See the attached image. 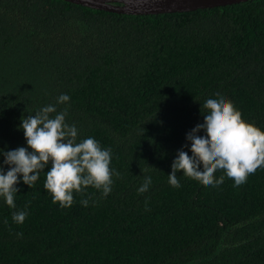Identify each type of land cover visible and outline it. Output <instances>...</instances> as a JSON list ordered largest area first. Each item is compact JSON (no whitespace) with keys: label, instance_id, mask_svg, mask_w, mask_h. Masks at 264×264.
<instances>
[{"label":"trees","instance_id":"obj_1","mask_svg":"<svg viewBox=\"0 0 264 264\" xmlns=\"http://www.w3.org/2000/svg\"><path fill=\"white\" fill-rule=\"evenodd\" d=\"M220 96L264 131V0L151 15L0 0V166L28 147L22 117L55 105L77 142L111 149L113 170L107 196L88 187L66 208L44 188L50 163L32 188L20 176L16 208L0 197V264H264V167L239 187L222 170L216 187L168 182Z\"/></svg>","mask_w":264,"mask_h":264},{"label":"clouds","instance_id":"obj_2","mask_svg":"<svg viewBox=\"0 0 264 264\" xmlns=\"http://www.w3.org/2000/svg\"><path fill=\"white\" fill-rule=\"evenodd\" d=\"M69 100L67 94H61L57 102L63 104ZM202 112L204 122L187 134L192 155L182 149L178 151L168 182L173 187H180L177 173L182 172L205 186L216 187L224 182V175L218 179L215 176L222 170L234 181V186L239 187L246 183L250 174L264 167V131L244 120L235 105L223 96L207 99ZM67 114V109L57 112L55 105H48L35 115L22 117L20 127L28 147L4 151L3 163L10 168L5 173L0 166V197L10 208H16L19 177L22 176L23 182L32 188L49 163L51 168L46 172L44 188L52 195L53 203H58L61 208L71 207L74 193L85 196L88 187L102 191L104 196L111 192V149L102 148L92 137L77 142L78 130L75 125L66 123ZM201 130L205 135H198ZM115 175L120 174L116 172ZM151 183V177H145L138 191L146 192ZM90 198H84L80 203L87 207ZM27 215L26 210L14 211L12 219L23 224Z\"/></svg>","mask_w":264,"mask_h":264},{"label":"water","instance_id":"obj_3","mask_svg":"<svg viewBox=\"0 0 264 264\" xmlns=\"http://www.w3.org/2000/svg\"><path fill=\"white\" fill-rule=\"evenodd\" d=\"M92 9L122 14L151 15L225 6L248 0H63Z\"/></svg>","mask_w":264,"mask_h":264}]
</instances>
